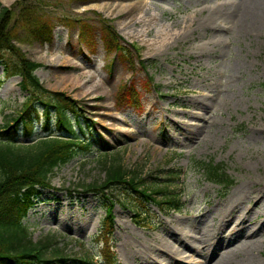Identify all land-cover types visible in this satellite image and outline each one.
Returning a JSON list of instances; mask_svg holds the SVG:
<instances>
[{
    "label": "rangeland",
    "instance_id": "1",
    "mask_svg": "<svg viewBox=\"0 0 264 264\" xmlns=\"http://www.w3.org/2000/svg\"><path fill=\"white\" fill-rule=\"evenodd\" d=\"M15 1L0 0V6ZM262 1L41 0L54 18L52 39L37 40L21 27L16 41L43 64L36 71L41 82L77 100L81 122L86 126L87 118L93 128L83 134L69 113L92 145L57 167L50 187L41 189L25 218L35 239L54 234L75 256L84 248L99 252L105 208L84 186L104 179L105 153L119 154L127 167H146L150 179L175 178L185 205L162 212L148 204L150 216L139 225L128 207L138 203L118 200L110 237L116 264H194L201 259L192 252L199 241L219 232L233 238L215 256L232 250L220 258L238 264L252 252L255 264H264V31H247L259 25L231 13H264ZM101 19L123 37L128 59L106 50ZM19 82L0 66V130L26 99ZM125 83L137 89L138 99L121 101ZM31 120L32 137L20 124L17 141L47 134L41 108ZM51 124L55 130L54 116ZM211 159L225 165L229 188L208 181L196 166ZM239 210L246 212L240 216Z\"/></svg>",
    "mask_w": 264,
    "mask_h": 264
},
{
    "label": "trees",
    "instance_id": "2",
    "mask_svg": "<svg viewBox=\"0 0 264 264\" xmlns=\"http://www.w3.org/2000/svg\"><path fill=\"white\" fill-rule=\"evenodd\" d=\"M94 1V0H85ZM102 22V40L108 52H118L122 58H129L130 51L123 37L106 19ZM55 23L53 16L44 10L41 0H16L11 6H0V66L4 67L5 77L20 76V88L26 93L22 108L2 125L0 130V264H116L117 255L111 244L114 229V207L118 200H135L137 206L128 205L134 212L135 223L142 225V217L150 216L148 204H153L162 212L180 211L183 206L181 192H176L175 178L164 180L150 179L145 175L142 165L127 167L119 154H107L100 160L105 177L101 181L88 183L85 190L98 195L105 208L97 241L101 245L94 255L84 248L83 254L75 256L69 253L68 242L47 234L35 239L25 218L34 207L42 188L50 187L54 170L75 158L79 153H88L92 141L80 136L69 119L72 113L83 134L86 128L92 131L93 125L87 121L83 125V107L77 100L63 91L46 87L36 74L43 65L29 58L16 41L17 30L21 27L33 38L50 41ZM22 29V30H23ZM131 98L138 99V91L127 83L121 87L120 99L123 103ZM136 104L137 101H130ZM42 109L45 115L43 124L49 130L51 118L55 117L56 131L47 135L31 138L27 142L15 139L19 125L24 127L23 134L33 135L31 116ZM196 166L204 178L229 188L233 180L225 165L209 161H196ZM170 175H178L173 170ZM180 173V172H179ZM150 179V180H149ZM119 198L116 199V195ZM122 198V199H121Z\"/></svg>",
    "mask_w": 264,
    "mask_h": 264
},
{
    "label": "bare ground",
    "instance_id": "3",
    "mask_svg": "<svg viewBox=\"0 0 264 264\" xmlns=\"http://www.w3.org/2000/svg\"><path fill=\"white\" fill-rule=\"evenodd\" d=\"M245 1H249V0H245ZM262 3L264 4V1H262ZM231 10V8L228 10V12ZM245 11L247 13H239L238 14V10L237 9H233L232 10V14L237 13V16L239 17V15L244 16V17H248L252 18L253 21H256L253 24L259 25V27L256 28H252V29H246L247 31H251V30H259V31H264V15L261 17V14H264L263 11H260L261 13H251L250 10H246ZM226 13H228L227 11H225ZM215 26L218 28L220 27V23L218 21L215 22ZM246 211H242L239 210L238 213L240 216H243L245 214ZM231 234L226 235L225 233H218L215 234V236H213L210 240H203L201 239L200 245L198 247L200 248H195L192 250V252L194 254H199L200 258L202 259H194V264H198L200 262H204L203 264H231L228 263L227 261H224L222 258L220 257H224L225 255L231 254L232 250H223L220 252V254L218 256H215L216 254H214V251L216 253L217 250H219L220 247L230 243L232 241ZM215 239V240H212ZM214 241V242H213ZM167 244V243H166ZM207 249H209V253L206 254L205 252L207 251ZM215 257V258H214ZM255 256L252 252L249 253V255L247 256L246 259H244L243 261H240L238 264H255V260L253 259Z\"/></svg>",
    "mask_w": 264,
    "mask_h": 264
}]
</instances>
